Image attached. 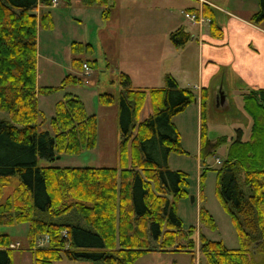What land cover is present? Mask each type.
Here are the masks:
<instances>
[{
    "label": "trees",
    "instance_id": "1",
    "mask_svg": "<svg viewBox=\"0 0 264 264\" xmlns=\"http://www.w3.org/2000/svg\"><path fill=\"white\" fill-rule=\"evenodd\" d=\"M111 2L81 0L84 6L108 8ZM51 6L52 0H0V113L8 115L0 118V226L27 225L32 264L61 259L134 264L145 253L171 247L191 253L194 227L184 231L176 213V203L185 195V174L170 170L167 161L171 152H181L172 118L194 101V95L180 88L170 74L164 76L161 88L148 91L132 88L129 77L120 75L116 168L38 166L39 159L52 163L61 154L92 150L97 141L96 116L88 114L84 103L71 93L55 103L50 130H41L46 120L37 97L81 83L69 74L59 86H37V25L52 27L50 13L44 11ZM109 12L103 11L106 19ZM209 20L211 31L220 37L213 17ZM250 20H264V0H258ZM170 39L179 47L189 36L177 29ZM90 48V44L74 43L72 50L83 53ZM83 63L73 60L77 69ZM113 99L109 93L99 96L104 106ZM206 100L203 95L201 139ZM147 102L151 113L140 120ZM243 107L252 119L250 139L242 142L237 129L216 171V195L232 220L239 247L229 249L199 231L198 253L207 264H264V90L245 95ZM224 141L225 137L214 144L207 141L201 151L213 154ZM12 181L13 190L3 198ZM199 222L215 229L212 216L203 208ZM44 236L46 245L37 246ZM10 243L7 234H0V264H12Z\"/></svg>",
    "mask_w": 264,
    "mask_h": 264
},
{
    "label": "rangeland",
    "instance_id": "2",
    "mask_svg": "<svg viewBox=\"0 0 264 264\" xmlns=\"http://www.w3.org/2000/svg\"><path fill=\"white\" fill-rule=\"evenodd\" d=\"M141 1L112 0L113 6L108 8L99 4L84 6L81 0H55L58 2L56 6L52 5L49 9L44 10L50 13L52 27L46 28L39 23L37 25V69L40 75L37 85L40 87L44 85L59 86L62 77L69 74L78 77L81 83H72L73 85L68 90H60L49 94L50 96H40L39 105L46 120H44L41 130H50L49 120L51 113H54L55 102L62 100L63 95L71 91L84 103L88 114L96 115L97 141L92 150L76 155L61 154L52 163L39 159L38 166L92 168H116L118 166L120 132L117 112L121 91L120 75L125 74L123 70L131 72L132 88L145 91L161 88L163 86L161 74L165 73L164 70H169L172 77L181 81L182 87H190L197 96V90L192 86L193 83H196L197 76L196 56L188 51L179 58L180 51L174 47L170 39V35L178 27L186 25L185 28L188 29V25L191 24L184 18V13L181 14V10L185 11L184 5L181 4L182 1L171 0L174 2L172 7L174 12L171 8L165 9V6L153 8L147 4L144 5ZM257 1L242 0V10L257 11ZM40 9H37V14H40ZM105 9L110 10L107 19L105 15L103 16ZM218 15H220L219 12ZM121 32L124 34L123 39ZM131 33L132 35H130ZM118 37L123 40L122 52L128 53L124 57L125 60L124 58L116 60L119 68L113 61L109 63L110 59L104 53L105 51L109 52L106 44L109 47L110 40L114 42V48L117 50ZM74 43H87L91 45V48L83 53H73ZM133 43L136 45L134 47L135 54H130L129 44ZM182 59L187 61L182 63ZM51 60L56 65H51ZM73 60H83L84 63H87L89 75L85 76L84 70L73 66ZM128 63H136L137 69L130 70ZM182 65L190 72L187 80H183L179 75L178 71ZM156 68H158L157 73L159 72L160 76L155 74L151 76ZM138 69H142V73L138 72ZM230 79L224 82L220 88L224 99L222 104L216 106L214 95H212L214 91L210 92V97L206 101V128L202 139L200 136L202 134L201 127L199 129L196 124V110L192 102L173 120L179 132L181 152H171L167 165L170 170L181 171L185 174V195L177 201L176 213L182 221L184 231L194 227L191 236L195 243L194 250L190 253L182 248L171 247L161 251L148 252L141 255L134 264H207L198 253L199 231L210 241L222 242L229 249L239 247L238 236L232 220L216 195V171L221 165V163H217V160L222 162L225 159L229 142L217 146L213 154L204 155L201 151L202 148L204 151L207 141H213L212 144H214L223 136L230 141L231 137L234 138L237 127L244 130L243 138H248L250 120L243 109V94L236 82ZM215 82L220 83V78L215 79ZM104 93H109L114 97L112 105L107 107L100 105L99 96ZM150 112L149 102H147L142 113L145 116ZM0 118L8 119V115L0 113ZM14 184L15 182L12 181L4 188L3 198L13 190ZM202 208L212 216L215 223L214 230L200 225L199 211ZM0 234H7L11 241L10 244H19L16 249H11L12 264H32V256L28 249L27 225H2ZM153 243V247L156 248L157 243ZM180 243L184 245L186 241ZM254 258L257 261L260 256L256 255ZM61 264L96 263L63 259Z\"/></svg>",
    "mask_w": 264,
    "mask_h": 264
},
{
    "label": "crops",
    "instance_id": "3",
    "mask_svg": "<svg viewBox=\"0 0 264 264\" xmlns=\"http://www.w3.org/2000/svg\"><path fill=\"white\" fill-rule=\"evenodd\" d=\"M181 1H182L181 4L184 5L183 9L185 10L183 12L181 10V14L182 13L195 14L197 16H200V18L202 19L201 24H194L187 19L191 23L188 25V29L187 27L185 28L186 25L182 27H178V29H182L186 34H188L189 39L186 41L185 44L176 47L180 51L178 54L179 58L181 55H183L184 52L187 53L188 51H190V54L193 53L196 56L195 59L197 66V76L195 78L196 83H193L192 86L194 89L197 90V96H195V92L192 91L190 87H182V85H180L181 81L179 82V80H177L174 77L173 78L176 79V82L180 88H188L192 91L194 95V101L192 103L196 110V124H198L197 126L200 129L201 98L204 95L207 97L208 100L210 97V92L214 91L212 95H214L216 106L222 104L224 102V99L222 93L220 92V88H222L223 83L229 80L230 78H231L230 80L236 82V84L239 86L241 90V93L243 94L242 103L244 96L247 95L249 92L264 90V20L259 23H254L253 21H251L250 18L256 11L255 12L243 11L242 0H181ZM141 2H143L144 5L147 4L153 8L159 6H165V9L171 8V10L174 3L171 2V0H142ZM57 3L58 2H56V4L53 5V7L56 6ZM219 3L227 6L223 7ZM172 12H174V10H172ZM218 12L220 13V15H218ZM211 16L213 17L216 26L220 29L221 32L220 37L214 35L213 31H211L210 29L209 17ZM121 35H122L121 38L123 39L124 34L122 33ZM130 35H132V33ZM121 38L118 37L116 43L117 50H115L114 48L113 45L114 42L110 40L109 47L106 44V47L108 48L109 52L107 51L104 52L105 55L108 57V59H110V61L108 60L109 63H112L113 61L116 66H117L116 60H119L120 58L122 59L128 55V53L122 52L123 40ZM129 46H130V54H135L134 47H136V45L133 43V44H129ZM37 59H38V52L36 58V70H37L36 83H38V80L40 79V75L37 69V65H38ZM186 61L187 60L184 61L182 59V63ZM50 63L53 66L56 65V63L53 62L52 60ZM128 64H130L129 65L130 70H136L138 67L136 63L135 64L128 63ZM123 71L125 74L128 75L130 84L132 85L131 72L126 70ZM157 71L158 68L154 70L151 76H153L154 74L160 76V73L159 72L157 73ZM138 72L142 73V69H138ZM163 72L165 73H162L161 76L163 78V85H164V76L166 74H171V72L169 70L167 71L164 70ZM178 72L179 75L182 76L183 80L189 79L190 72L187 68H185V66L182 65L180 67V71ZM65 77H62L61 81ZM217 78H220L221 81L220 83L215 82V79ZM72 85L73 84L67 85L63 90H68L69 87ZM66 93L74 94L71 91ZM40 96L41 95L37 97L39 109H40V105H39ZM42 97H46V96H42ZM110 105H112V103ZM110 105H105V107ZM40 111L42 112L41 109ZM244 112L247 114L250 120L248 124L249 127L248 138L247 139L243 138L244 130L242 128L237 127L235 129V135L237 129L241 130L242 142L249 141L250 128L252 127V119L250 115L245 110ZM150 113H148L145 116L142 113L140 116V120L149 116ZM53 114L54 113H51V117L53 116ZM176 116L172 118V122ZM234 138L231 137L230 141H228L229 139L225 137V141L223 143L229 142L228 144L229 146ZM211 142L213 143V141ZM119 143L120 141L118 142V145ZM62 260L63 259L56 262L61 264Z\"/></svg>",
    "mask_w": 264,
    "mask_h": 264
},
{
    "label": "built area",
    "instance_id": "4",
    "mask_svg": "<svg viewBox=\"0 0 264 264\" xmlns=\"http://www.w3.org/2000/svg\"><path fill=\"white\" fill-rule=\"evenodd\" d=\"M56 2L55 0H52V5H55ZM184 16L186 19H188L189 21H191L192 23L194 24H201L202 23V19L200 18V16H197L195 14H190V13H184ZM82 70H84L85 72L84 75L85 76H88V70H89V67L87 65V63H83L82 64ZM85 83H87V81H85ZM63 236H65V234L63 233ZM48 241V237L47 236H44V237H41L37 240V246H40V247H43L46 245V242ZM19 246L18 243L16 244H10L9 245V248L10 249H16L17 247Z\"/></svg>",
    "mask_w": 264,
    "mask_h": 264
}]
</instances>
